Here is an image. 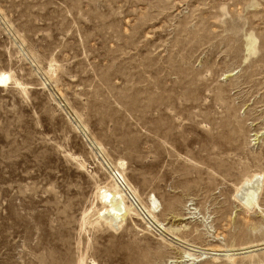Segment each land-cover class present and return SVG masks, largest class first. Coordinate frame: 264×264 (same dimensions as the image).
<instances>
[{"label":"rangeland","instance_id":"1","mask_svg":"<svg viewBox=\"0 0 264 264\" xmlns=\"http://www.w3.org/2000/svg\"><path fill=\"white\" fill-rule=\"evenodd\" d=\"M1 72L0 264H264V0H0Z\"/></svg>","mask_w":264,"mask_h":264},{"label":"bare ground","instance_id":"2","mask_svg":"<svg viewBox=\"0 0 264 264\" xmlns=\"http://www.w3.org/2000/svg\"><path fill=\"white\" fill-rule=\"evenodd\" d=\"M9 81H11V82L13 81V76H11L10 74L1 72L0 73V88H4L6 86V84L9 83ZM231 140H232V137H231ZM125 164L126 163H124V162H120L119 167L123 169ZM126 182H127V180H126ZM123 194L124 193L119 191L118 185H117V187H115L113 185L112 188L111 187L101 188L100 193H99V201H101L102 208H100L96 212L95 216L97 217L96 219L98 220V221L96 220L97 221L96 224L103 222L105 225L109 226L110 228H113L114 226H117V228H118L127 218L132 217V216H137L136 213L132 212V211H134L132 209V207L126 203V201H125L126 198L124 197ZM245 200H246L245 205L247 208L250 209L252 207H256L257 210L259 209L261 211L260 205L258 203L259 200L257 201L256 197H255V192L254 193L251 192L248 195V198ZM158 208H159L158 200H156L155 197H151L149 200L148 209L143 208L142 211L144 210V212L146 214H148L149 219L155 221L154 225L156 224V226L160 225V227H163V228H159L163 232V234H166L169 236H170V234H172L175 237L176 233H180L182 228L179 230H177V229L175 230L171 227L166 228L167 225L160 223L158 221V217L155 215V213L158 212ZM138 215H139V213H138ZM189 219H191V218H183V219L178 220V221L184 222L185 220H189ZM183 229H187V227L184 226ZM175 238H173V239L176 241L177 239H175ZM178 241H181V240H177V242ZM259 246H261V245H255L253 247L241 248L240 254H249V255L253 254L255 252L254 250L257 249L255 247H259ZM229 251H232V250H229ZM233 251H236V250H233ZM220 252H225V251H220ZM226 254L227 255L225 257L229 258L230 260H233L235 255H231L228 253H226ZM184 256L185 257L182 259L189 258L190 259L189 261H196L197 260V258H195V255L191 254L190 251H184Z\"/></svg>","mask_w":264,"mask_h":264},{"label":"built area","instance_id":"3","mask_svg":"<svg viewBox=\"0 0 264 264\" xmlns=\"http://www.w3.org/2000/svg\"><path fill=\"white\" fill-rule=\"evenodd\" d=\"M112 173H113V175H114V178H115V182H116V184H117L118 187H120V188L122 189V191L125 193V194H123L124 197H125V198L127 197V198H128L129 200H131L132 202L137 203V202H138L137 198L135 197V195H134L132 189H131L129 186H127V183H126L125 179L123 178V176L121 175V173L118 172L117 170H114ZM122 191H121V192H122ZM141 209H143V208H141ZM143 211H144V210H143Z\"/></svg>","mask_w":264,"mask_h":264}]
</instances>
